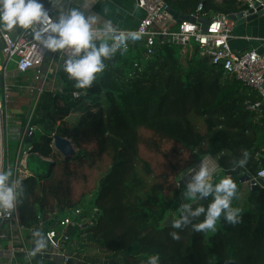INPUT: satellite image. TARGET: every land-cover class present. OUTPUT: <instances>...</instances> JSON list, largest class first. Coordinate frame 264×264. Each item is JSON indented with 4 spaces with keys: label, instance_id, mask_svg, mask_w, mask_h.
<instances>
[{
    "label": "trees",
    "instance_id": "1",
    "mask_svg": "<svg viewBox=\"0 0 264 264\" xmlns=\"http://www.w3.org/2000/svg\"><path fill=\"white\" fill-rule=\"evenodd\" d=\"M166 2L186 16L246 8L240 0ZM57 79L27 120L34 129L31 154L45 169L37 173L27 161L18 204L23 227L43 221L46 230L61 233L60 221L71 218L75 225L66 229L65 247L74 257L66 264H143L157 253L160 264H264V187L246 190L244 203L237 202L245 195L240 177L264 168V118L256 123L259 114L249 108L260 99L253 89L208 58L183 59L179 46H163L147 57L142 40L106 58L90 87H76L62 68ZM72 114L78 120L70 124ZM56 135L71 140L75 153L57 152ZM245 150L249 157L240 167L235 162ZM207 157L218 166L214 183L237 176L232 206L241 209L240 222L227 223L222 216L215 232L165 226L167 218H180L182 174ZM10 168L15 178V166ZM211 199L197 203L207 206ZM89 246L103 253L97 261ZM32 261L61 264L35 256Z\"/></svg>",
    "mask_w": 264,
    "mask_h": 264
},
{
    "label": "clouds",
    "instance_id": "2",
    "mask_svg": "<svg viewBox=\"0 0 264 264\" xmlns=\"http://www.w3.org/2000/svg\"><path fill=\"white\" fill-rule=\"evenodd\" d=\"M48 3L56 9L55 15H50L42 0H0V33L28 30L31 38L44 50L58 54L62 50H70L62 69L78 88L90 87L97 74L105 69L106 58L118 50L121 54L127 51L128 42L139 40L142 36L140 31L120 28L111 20L98 24L97 15L87 11L93 4L92 0H71V6H68L69 0H48ZM248 157L245 150L243 157L235 163L243 167ZM187 172L191 179L183 193L180 218L173 221L174 229L191 225L197 232H215L222 216L227 223L240 222L241 209L232 206L237 196V184L231 176H224L214 183L212 171L203 161L198 170L189 168ZM248 184L251 189V183ZM24 195L22 180L14 178L13 169H0V214L11 215ZM205 197H212L207 206L197 203ZM186 199L196 202L197 206L185 202ZM202 214L203 220L193 223ZM170 234L173 239H179L176 231ZM33 237L35 248L29 255L47 248L44 234L36 231ZM143 264H160V255H149Z\"/></svg>",
    "mask_w": 264,
    "mask_h": 264
},
{
    "label": "built area",
    "instance_id": "3",
    "mask_svg": "<svg viewBox=\"0 0 264 264\" xmlns=\"http://www.w3.org/2000/svg\"><path fill=\"white\" fill-rule=\"evenodd\" d=\"M136 1L137 6L143 10L144 16L135 30L142 33L139 40L143 41L147 57L154 55L163 46H179L182 58L184 59L187 54L185 47L194 39L196 42L195 48L200 58H208L212 64L221 67L226 74L256 91L264 100V53H260L257 50L235 51L232 49L230 40L235 22L231 20L230 14L216 13L210 17L197 14L189 16L194 21H178L171 15V9L166 0ZM256 1L260 2L261 6L264 5V0H240L246 6V9H242L241 11L246 13L250 8H254ZM46 9L49 10L50 15H54V6L47 7ZM200 11H202V5L198 8V12ZM206 18L209 20V24L207 25V29H204L202 20ZM0 40L3 42L2 55L7 62H13L19 72H35V80L42 83L38 89L39 94L44 90L46 82V75L42 71L44 62L49 59L51 64L59 70L62 68L64 59L70 54V50H62L58 54L42 49L31 38L28 30L21 31L16 38H13L8 33H0ZM136 41H129L128 49ZM261 107V102L249 106L254 111L260 110ZM30 129L34 132L33 128ZM32 132L29 133V136ZM22 147V156L15 165V178L21 180L28 176L26 164L27 158L31 154V146L22 145ZM210 159V157L204 159L206 160L204 163L207 166L211 164ZM212 162H214L213 159ZM199 166L192 169L197 170ZM214 168L218 169L216 163ZM214 174L212 170L211 179ZM185 175L184 179L186 178ZM259 178L264 181V168L256 176H253L252 180L257 184ZM69 225L74 226L75 223L69 218L61 221V233L57 229L46 230L43 221H40L35 228H25L19 220L18 205L11 215L5 216L0 214V241H10L7 251V254L10 256L8 264H18L15 260V256L18 254L26 258L27 264H33L32 258L35 254L29 255V253L33 251L32 247L35 245L33 233L36 231L44 234L47 240L48 249L42 250L40 253L48 254L51 259L57 260L61 264H66L71 257H74L65 247V244H68L70 241V236L66 231Z\"/></svg>",
    "mask_w": 264,
    "mask_h": 264
},
{
    "label": "crops",
    "instance_id": "4",
    "mask_svg": "<svg viewBox=\"0 0 264 264\" xmlns=\"http://www.w3.org/2000/svg\"><path fill=\"white\" fill-rule=\"evenodd\" d=\"M216 1L218 3L224 2L219 0ZM42 3L45 8L52 7V5L48 3V0H42ZM92 3L91 8L87 11L97 15L98 24L100 25L106 20H111L115 26L123 29L135 30L144 16V12L137 6L136 0H92ZM241 5L243 6L244 4L241 3ZM68 6H71V0H69ZM55 14L56 9L54 15ZM230 44L235 51L257 50L260 53H264V15L239 25L234 23ZM186 57L200 58V55L196 51V48H194L193 51L191 50L189 53L187 52L185 58ZM43 66L47 67L46 70L42 67V71H44L46 75L44 89L49 88L53 90L58 83V70L56 66L51 64L49 59L44 62ZM0 76V82H2L3 85V88L0 90V96H2L3 109L6 118L10 125L18 127L24 126L28 128L29 123L27 120H30L35 110L36 102L40 96L38 89L41 87L42 83L35 80L34 71L22 73L17 70V67L13 62H7L2 55V48L0 49ZM254 97L260 98L258 99V102L262 101L261 103L263 107L264 100L256 91H254ZM255 113L259 114L258 117H255V122L262 123L261 117L264 118L262 111L258 110ZM14 134L15 135L12 134L13 137L18 135L17 132ZM13 143L16 144V147L12 146L10 142L6 144L4 153L3 151V154L0 153V156L2 157L0 159L2 160L0 162V169H7L15 166L16 162L21 158L23 150L22 145L25 146L26 143ZM247 188L250 189L248 183L244 184V189ZM9 246V240L0 241V264L9 263L10 259L8 258L10 256L7 254ZM21 258L26 260L21 254L15 256V260L18 264H23Z\"/></svg>",
    "mask_w": 264,
    "mask_h": 264
},
{
    "label": "water",
    "instance_id": "5",
    "mask_svg": "<svg viewBox=\"0 0 264 264\" xmlns=\"http://www.w3.org/2000/svg\"><path fill=\"white\" fill-rule=\"evenodd\" d=\"M219 1H225V0H219ZM264 3V2H263ZM243 7H245L243 5ZM171 15H173V17L178 20V21H182V20H191L194 21V19L190 18L189 16L183 15V14H179L174 12L173 10H170ZM264 15V5L261 6L260 2L256 1L254 3V8H250L246 13H244L243 11H240L238 13H232L230 14V18L231 20H233L237 25L245 23L247 21H251L259 16ZM203 24H204V29H207V25L209 24V20L203 19L202 20ZM21 30H18L11 33L10 35L13 38H16V36L18 35V33H20ZM3 48V42L0 40V49ZM0 81H1V76H0ZM3 88L2 82H0V90ZM2 96H0V153L3 154L6 144L10 143V142H25L27 146H30L34 140V132H32V130L30 128H26L24 126H13L10 125L8 119L6 118L4 109H3V102H2ZM262 111V114L264 115V106L261 107L260 109ZM17 132V136L13 137V135H15L14 133ZM32 132V134L29 136V133ZM53 147L57 152H60L63 156L65 157H70L72 154L75 153L76 151V147L74 146V144L72 143L71 140L61 136V135H56L53 138ZM3 151V153H2ZM2 157L0 156V159ZM262 158L264 159V156H262ZM2 160H0L1 162ZM233 179H236L237 176H233ZM240 182L241 183H251V190L252 191H259L261 188L264 187V181L262 179H258V183L255 184L254 181H252V177L248 174L241 176L240 177ZM205 198H201L200 202H203ZM176 218H167L164 222L165 226H169L171 227L173 224V221ZM35 248V245L32 247V250ZM35 257L36 258H47L49 259L50 256L48 254H41L40 252L35 253Z\"/></svg>",
    "mask_w": 264,
    "mask_h": 264
},
{
    "label": "rangeland",
    "instance_id": "6",
    "mask_svg": "<svg viewBox=\"0 0 264 264\" xmlns=\"http://www.w3.org/2000/svg\"><path fill=\"white\" fill-rule=\"evenodd\" d=\"M195 46H196V42H195V40L194 39H192V41L185 47V49H186V51L189 53V51H193L194 50V48H195ZM46 66H43V69L44 70H46ZM55 87V86H54ZM78 120V115L77 114H72L68 119H67V122L68 123H75L76 121ZM11 144H12V146H14V147H16V144L15 143H13V142H11ZM13 148V147H12ZM27 161L29 162V169H33L34 171H36L37 173H40V172H43V170L45 169L43 166H42V164H41V162L39 161V159H38V156L37 155H35V154H30L29 156H28V158H27ZM203 162L204 161H206V160H202ZM201 161V162H202ZM210 161H211V164H208V167L210 168V170L212 169L213 170V172L217 175L218 174V169L216 170V168H214V166H215V160L213 159V161L214 162H212V159H210ZM201 162H199V163H197V164H195L192 168H194V167H198L199 165H200V163ZM207 163V162H206ZM214 165V166H213ZM199 168H197V170H198ZM211 170V171H212ZM187 172V171H186ZM184 173L183 175H182V177H181V184H182V194L180 195V197H179V199H180V201H181V203H183L184 202V199H183V193H184V191L186 190V186H187V183H188V181L191 179V175L190 174H188V173ZM185 174H188V175H185ZM184 175H185V179H184ZM183 178V179H182ZM212 180H213V178H212ZM247 184V183H246ZM246 190H247V193H248V191L250 190L249 188H247V189H245V191L243 192L245 195H242V197H240L239 199H238V203H244V201L246 200ZM187 201V199L185 200V202ZM70 220H71V218H69ZM61 221H63V220H61ZM60 221V222H61ZM72 221V220H71ZM87 252H89L88 254L90 255V256H92V258L91 259H94V260H96L97 261V259H99V255H101V254H103L100 250H97L96 248H95V246L94 247H90L89 246V250L87 251Z\"/></svg>",
    "mask_w": 264,
    "mask_h": 264
}]
</instances>
